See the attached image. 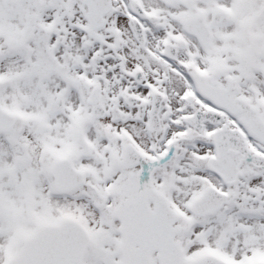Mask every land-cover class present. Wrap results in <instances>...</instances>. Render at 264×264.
<instances>
[{"label": "snow or ice", "instance_id": "snow-or-ice-1", "mask_svg": "<svg viewBox=\"0 0 264 264\" xmlns=\"http://www.w3.org/2000/svg\"><path fill=\"white\" fill-rule=\"evenodd\" d=\"M0 264H264V0H0Z\"/></svg>", "mask_w": 264, "mask_h": 264}]
</instances>
